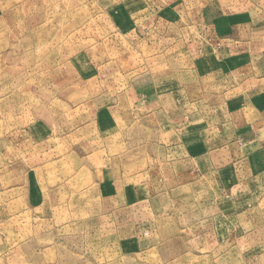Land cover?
Returning a JSON list of instances; mask_svg holds the SVG:
<instances>
[{
    "label": "rangeland",
    "instance_id": "obj_1",
    "mask_svg": "<svg viewBox=\"0 0 264 264\" xmlns=\"http://www.w3.org/2000/svg\"><path fill=\"white\" fill-rule=\"evenodd\" d=\"M186 1L0 0V264H220L234 233L229 221L202 217L198 187L171 197L179 216L155 219L151 206H135V186L105 182L101 164L119 153L102 152L112 139L93 122L113 108L124 117L122 135L133 131L134 139L135 106L115 102L131 100L121 83L185 69L184 46L169 41L178 25L165 21ZM192 1L254 10L251 32L257 50L264 47V0ZM154 16L161 25L151 24ZM253 144L264 146V137ZM256 155L264 166V152ZM205 183L210 191V178ZM252 190L257 196L264 185ZM257 199L249 206L257 231L240 233L239 259L228 264H264V200Z\"/></svg>",
    "mask_w": 264,
    "mask_h": 264
},
{
    "label": "crops",
    "instance_id": "obj_2",
    "mask_svg": "<svg viewBox=\"0 0 264 264\" xmlns=\"http://www.w3.org/2000/svg\"><path fill=\"white\" fill-rule=\"evenodd\" d=\"M218 3L209 7L192 0L177 2L172 9L178 16L165 21L178 25L169 41L184 46L181 54L188 63L183 71L169 68L174 75L161 80L148 72L133 77L131 83L126 79L121 83L126 82L125 89L130 87L131 100L122 97L115 102L121 108L129 103L135 106L134 139L133 131L122 135L124 117L113 108L110 116L105 108L106 115L93 122L95 129L100 123L105 141L112 139V147L102 152L119 153L101 164L106 169L105 182L135 186L131 201L135 206H151L155 219L182 214L176 213L171 197L198 187L201 208L206 206L202 217L227 219L234 229L226 238L230 243L222 245L224 253L216 257L218 263L228 264L239 259L240 233L257 231L252 217L256 208L249 206L258 197L264 200V192L254 190L255 196L252 190V186L264 185V166H258L256 159L264 146L253 144L264 137V47L257 50L260 39L251 32L259 22L254 10L227 12L226 2ZM209 9L222 12L209 15ZM158 18L156 22V16L150 18L153 26L161 25L162 18ZM228 27L233 29L231 34L225 32ZM157 56L154 59L159 60L161 55ZM109 123L110 134L106 131ZM121 136L132 138L135 148ZM207 170L213 176L208 177ZM208 178L213 184L210 191L205 183Z\"/></svg>",
    "mask_w": 264,
    "mask_h": 264
}]
</instances>
